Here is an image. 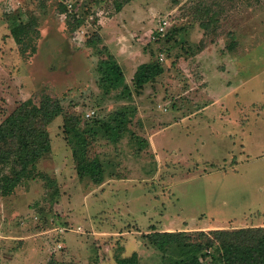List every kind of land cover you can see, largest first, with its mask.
Masks as SVG:
<instances>
[{"label":"rangeland","instance_id":"rangeland-1","mask_svg":"<svg viewBox=\"0 0 264 264\" xmlns=\"http://www.w3.org/2000/svg\"><path fill=\"white\" fill-rule=\"evenodd\" d=\"M4 1L0 124L45 94L64 112L48 126L44 175L4 195L12 171L0 163L2 264H111L133 252L160 264L150 232L264 226V0ZM6 13L37 18L35 53L21 52ZM108 58L124 84L107 79ZM142 63L163 71L139 94ZM73 132L102 181L79 173Z\"/></svg>","mask_w":264,"mask_h":264},{"label":"trees","instance_id":"trees-1","mask_svg":"<svg viewBox=\"0 0 264 264\" xmlns=\"http://www.w3.org/2000/svg\"><path fill=\"white\" fill-rule=\"evenodd\" d=\"M122 5L123 3L119 2L118 10ZM7 16L8 19L12 16L9 27L15 40L24 45L21 52H27L28 44L33 43L29 53H35L37 47L31 38L37 18L23 20L20 15L17 19L15 14ZM82 22L84 21L78 19L76 27ZM39 29L36 30L35 38L40 36ZM105 62L107 64L105 75L111 85L117 87L124 84L125 75L118 61L108 58ZM162 71L163 67L159 64L151 66L142 63L133 76V85L138 93H141L146 82ZM63 112L64 107L60 98L45 94L40 104L28 99L1 122L0 163L9 166L12 171V174L5 173L1 178V191L4 195L13 193L22 179L32 178L38 174L44 175L38 170L37 164L39 159L51 150L48 126ZM74 127L78 129L76 125ZM73 133L77 135L76 144L70 137L67 139L73 148L74 156L78 159L79 173L82 176L90 174L96 181H102L100 177L104 172L102 163L98 159L85 158L87 139L82 133ZM145 236L161 251L160 264H264V226L199 230L195 236L181 230L155 231ZM111 264L142 263L137 252H133L129 256L118 257L116 262Z\"/></svg>","mask_w":264,"mask_h":264},{"label":"crops","instance_id":"crops-1","mask_svg":"<svg viewBox=\"0 0 264 264\" xmlns=\"http://www.w3.org/2000/svg\"><path fill=\"white\" fill-rule=\"evenodd\" d=\"M8 1H9V0H7V1L5 0V1L2 2V3H5V4H6V3H8ZM14 1H15V0H10V2H12V3H14ZM5 4H4V5H5ZM6 5H7V4H6ZM0 6H1V5H0ZM3 7H5V6H3ZM4 9H5V8H4ZM4 9L1 7V8H0V11H1V10L3 11ZM5 10L7 11L8 9L6 8ZM6 14H7V13H6ZM5 25H6V23H5ZM7 29H8V28H7ZM8 30H9V29H8ZM5 34L9 35V34H10V30H9V32H5ZM9 39H12V37L8 36L7 39L4 38L3 43H6V41H9ZM0 45H1V44H0ZM0 47H1V46H0ZM203 110H205V107H203ZM263 225H264V224H263Z\"/></svg>","mask_w":264,"mask_h":264},{"label":"built area","instance_id":"built-area-1","mask_svg":"<svg viewBox=\"0 0 264 264\" xmlns=\"http://www.w3.org/2000/svg\"><path fill=\"white\" fill-rule=\"evenodd\" d=\"M164 23H166V21L164 20L163 22H162V24L160 25V27H159V31H162V30H164ZM91 113H88V115H90Z\"/></svg>","mask_w":264,"mask_h":264}]
</instances>
